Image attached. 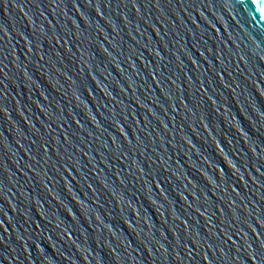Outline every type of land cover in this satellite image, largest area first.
<instances>
[{
    "label": "water",
    "instance_id": "1",
    "mask_svg": "<svg viewBox=\"0 0 264 264\" xmlns=\"http://www.w3.org/2000/svg\"><path fill=\"white\" fill-rule=\"evenodd\" d=\"M0 264H264V0H0Z\"/></svg>",
    "mask_w": 264,
    "mask_h": 264
}]
</instances>
